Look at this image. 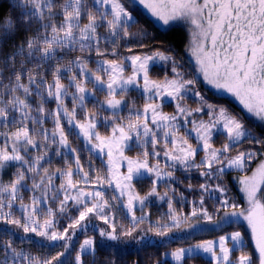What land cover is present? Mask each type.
<instances>
[{
	"label": "snow or ice",
	"instance_id": "obj_1",
	"mask_svg": "<svg viewBox=\"0 0 264 264\" xmlns=\"http://www.w3.org/2000/svg\"><path fill=\"white\" fill-rule=\"evenodd\" d=\"M128 3L143 6L164 26L184 21L193 27L194 78H185L176 60L166 54L170 51L167 48L151 54L118 57L120 42L134 35L133 15L122 0H15L9 4L10 12L0 14V137L4 138L0 144V172L14 169L11 179L0 180V230L8 237L0 240V264H66L62 257L69 251L73 236L77 230H86L92 218L108 226L100 229L101 238L113 242L132 238L146 219V215H136L137 205L144 213L150 197L166 199L168 204L170 223L157 221L156 226L146 229L156 236H167L185 225L195 227L193 221L198 223L201 218L218 224L204 206L205 195L211 198L217 193L220 207L216 213L222 211L221 219L228 223L242 218L250 230L254 250L245 251L240 231L220 235L218 240L202 241L194 248L210 254L213 264H264V139L252 135L242 119L224 107L208 103L196 90L198 77H202L204 83L231 94L248 114L264 122V0H128ZM127 51L132 52V48ZM93 52L101 58L109 54L118 58L100 59L93 70L87 59ZM69 53L79 54L62 63ZM125 61L131 63V74L127 76ZM156 61L171 62V78L156 80L150 76L149 66ZM50 64L51 82L42 74ZM64 72L69 73L67 84L63 82ZM130 89H140L144 102L142 107H136L133 101L125 117L118 110L126 105ZM98 91L105 93L104 100L99 102L101 109L111 110V115L102 118L106 125L110 124V133L106 135L98 130L101 120L98 112L89 110L86 104L87 97ZM189 92L199 99V107L184 105ZM69 96L71 109L66 104ZM167 98L176 102L174 114L162 110V102ZM49 101L55 102L54 109L46 106ZM77 108L83 114L82 119L77 116ZM197 114L207 115L208 120L194 118ZM49 118L51 129L45 126ZM220 127L226 141L217 148L212 138ZM73 134L83 139L90 153L95 151L107 157L105 173L99 174L97 170L92 176L91 169L84 170L80 153L69 140ZM133 141L141 150L135 158L125 155ZM245 143L249 147L240 151L239 147ZM52 146H57V156L62 155L60 149L72 154L75 170L66 157L65 168L51 170V161L46 158ZM258 157L261 159L251 175L239 177L247 208L238 210L237 204L226 196L223 178L228 170L241 173L250 170L249 164ZM150 159L155 163H150ZM125 163L126 171H121ZM178 169L183 173L198 170L206 181L199 185V207L193 201L189 215L177 213L173 206L178 189L171 187V183L178 182L175 175ZM144 174L154 179L150 190L141 195L133 181ZM210 180L220 182L213 186L207 182ZM161 181L170 182L163 195L158 191ZM108 188L113 190L112 195H108ZM188 188L191 190L192 185ZM25 192L29 194L27 202ZM180 196L183 199L182 193ZM72 208L77 215H69V223L60 230L57 216L69 213ZM117 209L126 210L131 218L130 226L119 232ZM10 227L22 230L25 237L34 234L53 243L63 241L59 245L63 251L50 258L33 256L15 246L16 234ZM96 248L95 237H86L76 251L75 264H89L85 253H95ZM186 251L191 250L178 248L170 255L179 262ZM235 251L240 255L233 261Z\"/></svg>",
	"mask_w": 264,
	"mask_h": 264
},
{
	"label": "trees",
	"instance_id": "obj_2",
	"mask_svg": "<svg viewBox=\"0 0 264 264\" xmlns=\"http://www.w3.org/2000/svg\"><path fill=\"white\" fill-rule=\"evenodd\" d=\"M126 6L133 10L136 14V18L131 22L134 26L131 27V31L134 34L131 39L121 41L120 46L117 49L118 57L123 58L130 55H145L151 54V52L156 50L165 51V49H170L166 51V54L173 57L176 60L179 70L184 74L185 78L192 79L195 77V68L196 65L191 57L187 54L186 49L182 46L183 41L178 40L171 32V28H164L159 25L155 20H153L147 13L141 10L136 5H131L128 3V0H124ZM15 0H2L0 2V14L4 12H10L9 4L14 3ZM91 2V0H90ZM143 29L144 31H141ZM102 31V30H101ZM143 45V47H141ZM109 53L111 51L112 45L109 43L107 45ZM132 48V52H128L127 49ZM79 53H69L67 58L62 63H67V59H74ZM63 55V54H60ZM118 57H113L110 54L106 57H97L93 52L90 57H87L89 61V67L93 70L96 68L97 61L100 59H116ZM125 75L131 74V66L128 64V61H125ZM171 62H160L156 61L151 64L149 67V74L153 79L163 80L165 76L171 78ZM51 68L52 65H46L42 70V74L47 76L49 82H51ZM68 72L63 73V82L68 83L67 76ZM91 87V85H89ZM196 90L200 91L201 95L205 97L208 103L215 105L217 108L224 107L228 110L231 115L236 116L239 119H242V122L245 124V127L248 128L252 135L264 139V122H260L253 116L247 113V111L237 103L233 98L228 95H224L214 91L209 85L203 82L202 77H198V83L196 85ZM74 91V89H70ZM105 93L97 92L95 96H88L86 104L89 110H95L98 112L99 117L101 118L100 123L98 124V130L102 135L110 133V124L106 125L103 122V117L105 115H111V110H102L100 103L104 100ZM119 98V97H118ZM126 105L123 106L119 111L120 115H128V106L135 101L136 107H142L144 102V97L140 89H130L129 94L125 97ZM33 104H35V98H32ZM185 106L190 108H196L200 106L199 99L191 92L186 95L185 101L183 102ZM66 104L71 109L72 101L69 96L66 99ZM49 109H54L56 107L54 101H49L46 105ZM162 110L168 114L175 113V102L173 101H163ZM207 109H205V112ZM77 116L82 119L83 114L79 108H77ZM203 118L205 121L208 120V116L205 114H197L196 119ZM66 125V121H64ZM45 126L48 129H51L53 124L52 120L49 118L46 121ZM2 130V129H0ZM67 130V125H66ZM3 137H0V144L3 143ZM71 146L78 149L81 158V164L84 166L85 171H90V175L95 176L97 170L99 174H103L107 171V161L105 155L99 154L95 151L89 152L85 147V142L82 138H78L75 134L69 136ZM226 141V134L224 133L223 128H219L214 131L212 143L214 147L220 148L223 143ZM195 144V140L192 141ZM131 149H126L125 154L131 157H136L140 153V149L135 145L134 141L131 142ZM249 147L247 143L239 147L240 151L246 150ZM57 146H52L49 151V156L46 159L51 161V170L54 171L56 168H65V157L68 160V163L72 164L73 170H75V163L72 154L68 152L67 149H60L62 155H55ZM236 150H233L232 155H235ZM202 155V153H201ZM199 159V157H198ZM260 157L255 161L249 164V169L246 172H238L236 170H228V174L223 178L222 186L226 188V195L229 197L232 196L235 198H241V192L238 188L237 182L234 179V175L245 174L251 172L259 163ZM161 166L164 165L163 155L160 157ZM150 163H155V160L150 159ZM47 166V165H46ZM13 168H9L6 172H0V180L7 182L11 179ZM177 183H171V187L177 188L178 191L173 200V206L177 213L181 215H189L193 207V201L196 202V206L199 207V198L201 195L199 185L205 183V178L202 177L198 170L193 169L189 173H183L182 170H177L176 173ZM78 177L74 176V179ZM154 177L143 175L138 180L133 181L136 191L141 195H145L147 191L152 187V180ZM59 184V178H56L55 181ZM213 186L220 182L215 180L207 181ZM168 181H161L158 186V191L163 195L164 191L167 190L169 186ZM192 185V189L189 190L188 185ZM108 195L113 194L111 188L107 189ZM180 193L183 194V199H181ZM172 195V193H169ZM29 194L25 192L26 202L27 196ZM215 194L213 197L209 198L205 195V207L208 208L209 212L214 215L216 219L219 213H216V209L220 207L216 200ZM242 199V198H241ZM240 207L241 205H237ZM16 214L19 215V209H16ZM76 216L77 213L74 208L70 210L69 213H66L63 216H57L58 228L63 230L64 227L69 223L68 216ZM136 215L139 217L141 215H146V219L143 225H140L139 230L133 234L132 238H121L119 241H108L105 238L99 236L100 229H108V226L105 225L102 221L95 218L91 219V222L88 223L87 229L77 230L75 236H73L71 241V247L69 251L62 257V260L66 264H75V254L79 249L80 243L88 237H95L97 248L95 253H85V258L89 261V264H173V262L166 257L167 253L173 249H177L189 244L202 242L211 238L220 236L226 232L239 230L244 232L248 236V232L245 229V225L242 222H235L232 224H227L217 228L211 229H198L205 222L203 218L199 220L198 223L193 221L196 224L195 227H188L187 225L183 226L180 229H173L167 236H156L152 232H147L146 229L151 226H156L157 221L168 222V204L167 200H160L157 197H150L147 202V207L145 208L144 213L139 209L137 205ZM131 218L127 215L126 210L117 209L116 210V225L118 232L122 228L130 226ZM10 231L15 233L14 243L18 249H23L25 252L32 254L33 256H38L40 258H50L55 255L57 251H63L59 247L63 241L59 242H49L42 240L40 237L34 236V234H29L28 237H25L22 230L11 228ZM8 237L3 235L2 230H0V240H6ZM21 240L23 242L21 243ZM245 251L251 252L254 250V247L251 243H247L245 246ZM240 255L239 251L233 253V259ZM185 264H213V261L203 255L197 254L192 256H187L185 258Z\"/></svg>",
	"mask_w": 264,
	"mask_h": 264
},
{
	"label": "rangeland",
	"instance_id": "obj_3",
	"mask_svg": "<svg viewBox=\"0 0 264 264\" xmlns=\"http://www.w3.org/2000/svg\"><path fill=\"white\" fill-rule=\"evenodd\" d=\"M122 2H125L124 0H122ZM126 4V3H125ZM136 6H138L141 10H143L145 13H147L153 20H155L159 25H161L162 27H164V28H171V32H172V34L174 35V36H176V38H178V40H180V41H183V43H182V46L186 49V51H187V54L191 57V59L194 61V63H195V58L192 56V52H191V44H192V39H193V36H192V32H193V27L190 25V24H188V23H186V22H184V21H180V22H178V23H176V24H174V25H172L171 27H169V26H164V25H162L160 22H158L154 17H152L151 15H150V13H148L147 12V10L146 9H144L143 8V6H141V5H139L138 3H136L135 4ZM128 10L132 13V15H133V20L136 18V14L133 12V10H131V9H129L128 8ZM158 62V61H157ZM154 63V62H153ZM128 64L131 66V63H130V61H128ZM152 64V63H151ZM151 64H150V66H151ZM196 65V64H195ZM97 66V65H96ZM149 66V67H150ZM125 67V66H124ZM210 86V85H209ZM211 87V86H210ZM212 88V87H211ZM214 91H216V92H218V93H221V94H224V95H228V96H230L231 98H233L237 103H239V101L235 98V97H233L231 94H229V93H226V92H224L223 90H217V89H215V88H212ZM164 101H172L170 98H167V99H165ZM173 102H175V101H173ZM176 103V102H175ZM240 104V103H239ZM241 105V104H240ZM242 106V105H241ZM123 107V106H122ZM243 107V106H242ZM220 128H222V127H220ZM219 129V128H218ZM217 130V129H216ZM98 153V152H97ZM100 154V153H99ZM126 155V154H125ZM128 156V155H127ZM131 157V156H130ZM132 158H134V157H132ZM105 159H106V161H107V157L105 156ZM163 160H164V158H163ZM256 168V167H255ZM255 168L253 169V170H255ZM121 171H126V163L124 164V165H122V167H121ZM252 172V171H251ZM251 172H248V173H245V174H236V175H234V179H235V181L237 182V185H238V188H239V190H240V184H239V177L240 176H242V175H251ZM144 175H146V176H150V175H148V174H144ZM153 177V176H152ZM241 192V191H240ZM241 198H233L232 196H228V195H226L227 196V198L231 201V202H234V203H236L237 205H241L240 207H238V210L240 209V208H247V203H246V200H245V197H244V193L243 192H241ZM224 197H221V199H223ZM228 211L229 212H231L232 211V209L231 208H229L228 209ZM224 216V213L221 211L220 213H219V215H218V217L216 218V219H214V220H217L218 221V224H214V223H208V222H204L203 223V225L202 226H200V227H198V229H211V228H217V227H221V226H224V225H227V224H232V223H235V222H232V223H228V222H226V221H224L223 219H221L222 217ZM233 221H235V219L236 218H231ZM239 222H242V223H244V225H245V229L247 230V232H248V236H246V234L244 233V232H241L242 233V235H243V237H244V240H245V245L247 244V243H251L252 245H253V247H254V244H253V242L251 241V235H250V230L247 228V223L245 222V221H243V219L241 218L240 220H239ZM234 231H239V230H234ZM231 232H233V231H229V232H226V233H224V234H222V235H225V234H229V233H231ZM218 238H219V236H217V237H215V238H211V239H208V240H218ZM198 243H200V242H198ZM198 243H193V244H189V245H186V246H183V247H180V248H183V249H185V250H191V251H186L185 252V256H184V259L183 260H181V261H176L175 259H173L172 258V256L170 255V253L172 252V251H175L176 249H173V250H171V251H169L168 253H167V255H166V257L167 258H169L172 262H173V264H185V258L187 257V256H192V255H197V254H200V255H203V256H205V257H207V258H209V259H211L212 260V258H211V255L210 254H208V253H205V252H203L202 250H197V249H195L194 248V246L196 245V244H198ZM229 247H232V244L231 243H229ZM178 249V248H177ZM233 261H235L234 259H233Z\"/></svg>",
	"mask_w": 264,
	"mask_h": 264
}]
</instances>
